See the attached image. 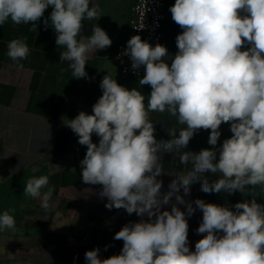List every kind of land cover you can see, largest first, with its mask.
Segmentation results:
<instances>
[{
    "label": "clouds",
    "instance_id": "1",
    "mask_svg": "<svg viewBox=\"0 0 264 264\" xmlns=\"http://www.w3.org/2000/svg\"><path fill=\"white\" fill-rule=\"evenodd\" d=\"M49 6L52 11L43 22L45 30L53 27L55 43L64 49L60 61L67 62L72 77L88 79L89 53L112 44L98 24L90 36L81 35L85 21L100 18L98 4L0 0V26L31 22L36 31ZM169 11L183 30L176 37L174 57L166 46H152L139 35L127 41L122 53L130 58L133 70L144 68L138 83L150 86V95L146 98L136 88L120 85L108 73L100 82L102 95L92 113L80 111L63 120L78 143L87 147L80 161L82 181L101 186L99 196L107 198L109 210L124 209L141 217L115 233L114 239L123 241L118 255L101 259L97 247L86 251L85 260L87 264H264V204L252 197L230 208L184 198L197 182L207 194L239 191L250 196L247 189L264 187V0H175ZM7 49L6 55L23 70L21 61L30 54L25 40L12 39ZM153 112L175 117L178 127L167 128L170 139H156ZM224 123H230L232 135L217 147ZM200 130H210L212 147L185 151ZM93 134L99 137L98 144ZM165 153L174 154L188 170L175 174L162 193L163 181L157 178L164 173ZM48 185L49 177L42 175L28 179L24 189V195L41 200L45 211L53 207L54 189L42 191ZM165 205H171L170 210H162ZM197 209L202 221L196 232L203 235L192 251L188 217ZM15 223L9 211L0 214V231H14Z\"/></svg>",
    "mask_w": 264,
    "mask_h": 264
},
{
    "label": "crops",
    "instance_id": "2",
    "mask_svg": "<svg viewBox=\"0 0 264 264\" xmlns=\"http://www.w3.org/2000/svg\"><path fill=\"white\" fill-rule=\"evenodd\" d=\"M135 2H125L124 13H120L124 17L123 24L117 25V0H90V6L99 5L101 16L97 21H85L81 35L90 36L95 24L103 28L115 45L113 62L117 47L130 36ZM174 3L175 0H168L163 45L168 52L176 53V37L183 30L172 20L169 11ZM51 11L49 6L37 23L36 31L31 29V22L13 25L9 21L0 26V184L42 170L49 177V185L42 191L54 189L50 211L41 207L40 199L29 196L21 211V220L15 223V230L0 231V258L13 264H77L71 259L76 253H86L97 247L100 251L105 250L106 246L108 250L115 248L113 235L125 224L141 219L135 213L127 214L124 209L109 210L105 207L107 198L99 196L101 186L82 181L80 161L87 147L67 142L63 119L54 101V90L93 82L100 72L103 58L111 56V52L93 50L86 64L89 78L72 77L67 62L60 61V52L64 49L56 45L53 27L49 26L46 30L44 27L43 21ZM118 31H125L127 38L124 34L115 37ZM17 38H23L30 49L28 58L21 61L23 70H18L16 63L6 55L7 44ZM150 119L155 121L158 141L170 139L168 127H178L175 117L167 112L150 113ZM220 131L217 147L222 145L224 139L231 137L230 123L222 124ZM209 135L210 130H200L194 134L185 151L199 152L212 147L208 144ZM161 163L164 173L157 179L163 181V193L168 191L174 175L188 168L179 163L178 157L169 153L163 154ZM210 178L215 179L214 176ZM247 191L250 196L239 191L234 194H207L201 191V185L197 182L184 198L192 202L199 198L230 208L252 197L264 204V187L257 186ZM179 207L186 211V206ZM170 208L171 205H165L162 210ZM201 221L202 212L199 209L188 217V239L192 251L203 235L196 232Z\"/></svg>",
    "mask_w": 264,
    "mask_h": 264
},
{
    "label": "rangeland",
    "instance_id": "3",
    "mask_svg": "<svg viewBox=\"0 0 264 264\" xmlns=\"http://www.w3.org/2000/svg\"><path fill=\"white\" fill-rule=\"evenodd\" d=\"M129 0H117V25L123 24L124 17L120 13H124V4ZM127 34L125 31L120 33L116 32L115 37L119 38L121 35ZM125 40V39H124ZM105 52H111V56L103 58V64L100 68V72L95 77L93 82L84 84L80 87H70V88H60L54 90V101L60 110L62 119H73L80 111L92 113V106L98 98L102 95V89L100 88V82L102 78L108 73L117 80V82L128 88L141 91V93L147 98L151 93V87L148 85L140 86L139 79H123L120 76L118 65L113 62L112 57L115 53V45L113 43L110 47L104 49ZM177 53V52H176ZM176 53L169 52L170 57H174ZM167 62L170 64L171 60L168 59ZM147 102V101H146ZM65 126V125H64ZM65 131L67 135V142L72 144H79L78 137L73 133V131L65 126ZM92 140L94 143L99 142V137L93 134ZM44 175L42 170L38 171L36 174H26L20 178L13 179L7 183L0 184V213L4 210L9 211L11 215L14 216L15 222L17 223L22 218L21 211L25 206V201L29 196L24 195V189L26 187V182L28 179L33 177H39ZM113 243L116 245L115 248L108 250H101L99 256L101 259L108 258L112 255H118L123 247L122 240H115L113 235ZM100 242H98L99 244ZM77 264H87L85 260V251H79L72 258ZM0 264H13L0 258Z\"/></svg>",
    "mask_w": 264,
    "mask_h": 264
},
{
    "label": "built area",
    "instance_id": "4",
    "mask_svg": "<svg viewBox=\"0 0 264 264\" xmlns=\"http://www.w3.org/2000/svg\"><path fill=\"white\" fill-rule=\"evenodd\" d=\"M167 4L168 0H136L130 36L117 47L115 54V62L123 79H139L144 75L143 67L133 70L130 58L122 55L127 47V41L132 36L139 35L142 40L148 41L152 46L157 43L163 45L165 40L164 25L168 18Z\"/></svg>",
    "mask_w": 264,
    "mask_h": 264
},
{
    "label": "trees",
    "instance_id": "5",
    "mask_svg": "<svg viewBox=\"0 0 264 264\" xmlns=\"http://www.w3.org/2000/svg\"><path fill=\"white\" fill-rule=\"evenodd\" d=\"M29 174V173H28ZM6 210H4L3 212H5ZM0 214H3V213H0ZM9 214H10V212H9ZM11 215V214H10ZM21 220V219H20Z\"/></svg>",
    "mask_w": 264,
    "mask_h": 264
}]
</instances>
